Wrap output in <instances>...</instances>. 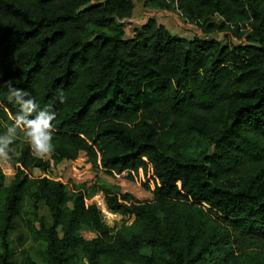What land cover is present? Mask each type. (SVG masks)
I'll use <instances>...</instances> for the list:
<instances>
[{"label": "trees", "instance_id": "trees-1", "mask_svg": "<svg viewBox=\"0 0 264 264\" xmlns=\"http://www.w3.org/2000/svg\"><path fill=\"white\" fill-rule=\"evenodd\" d=\"M144 5L203 37L148 18L125 38L134 0H0V134L18 112L8 82L56 113L53 155L36 158L21 134L14 174L0 168V264H37L25 251L11 260L27 202L42 264H264V0ZM219 33L240 43L209 38ZM79 160L128 180L150 173L152 199L95 183L68 193L48 177ZM98 193L120 217L112 226L86 202Z\"/></svg>", "mask_w": 264, "mask_h": 264}, {"label": "rangeland", "instance_id": "rangeland-1", "mask_svg": "<svg viewBox=\"0 0 264 264\" xmlns=\"http://www.w3.org/2000/svg\"><path fill=\"white\" fill-rule=\"evenodd\" d=\"M134 3L135 9L131 19L128 20L129 27L125 31V38L130 37L133 29L145 23L148 18H155L158 24L164 25L171 33L183 38L191 40L195 37H203L195 25L183 23L180 15L177 12H158L151 10L144 5V0H134ZM209 38L216 39L223 44L228 45L229 43L234 45L240 43L239 40L231 37L229 33L213 34L209 36ZM78 162L81 165L82 161L79 160ZM0 168L6 178H10L14 174V169L10 165L9 161H0ZM75 170H77V172ZM83 171L85 173L83 177H78L79 173ZM127 174V172H124L121 175H115L112 177L91 166L80 167L71 163L63 162L58 167L53 168L48 174V177L63 183L66 186L68 193L72 192V185L74 184L77 185L80 183H85L87 186H89L90 184L95 183L105 187H119L122 193L131 194L137 202L150 201L152 199L150 190L153 189V176L150 173L144 175L140 171L138 175H133V180H128ZM33 176H41V173L35 170L33 172ZM145 186L150 190H147ZM28 205L29 203L27 202V206L22 214V217L14 221L12 229L9 233L11 260L19 262L21 259V252L25 251L37 264H42V261L38 256L39 251L42 250V246L35 244L30 240L22 222V220H31V217L28 215L27 211L29 208ZM39 215L45 218L47 223L50 222L49 214L43 206H40ZM81 235L85 239H91L94 237V235L86 229H82ZM142 251L146 253V248H143Z\"/></svg>", "mask_w": 264, "mask_h": 264}, {"label": "clouds", "instance_id": "clouds-1", "mask_svg": "<svg viewBox=\"0 0 264 264\" xmlns=\"http://www.w3.org/2000/svg\"><path fill=\"white\" fill-rule=\"evenodd\" d=\"M7 100L18 106V112L11 116L10 125L0 134V161H10L16 154L14 145L21 134L36 158L45 159L53 155L55 111L40 108L28 92L13 87L11 82H8Z\"/></svg>", "mask_w": 264, "mask_h": 264}, {"label": "built area", "instance_id": "built-area-1", "mask_svg": "<svg viewBox=\"0 0 264 264\" xmlns=\"http://www.w3.org/2000/svg\"><path fill=\"white\" fill-rule=\"evenodd\" d=\"M83 175L84 174L79 173L78 177L82 178ZM86 202L89 204H95L101 213L102 219L110 226H112L114 222L120 218L117 214L110 212L106 208L104 196L101 193L96 194L93 198L86 200Z\"/></svg>", "mask_w": 264, "mask_h": 264}, {"label": "crops", "instance_id": "crops-1", "mask_svg": "<svg viewBox=\"0 0 264 264\" xmlns=\"http://www.w3.org/2000/svg\"><path fill=\"white\" fill-rule=\"evenodd\" d=\"M65 162H67V163H71V164H74V165H77V166H80V167H87V166H89V165H87V164H84L83 162H82V163L80 162V163H81V165H80L78 161H75V162L64 161V163H65ZM62 163H63V162H62ZM62 163H61V164H62ZM61 164H59V165H61ZM59 165H58V166H59ZM58 166H57V167H58ZM75 171L77 172V170H75ZM84 171H85V169H84ZM84 171L81 172V173H82V174H85ZM80 184H81V183H80Z\"/></svg>", "mask_w": 264, "mask_h": 264}]
</instances>
